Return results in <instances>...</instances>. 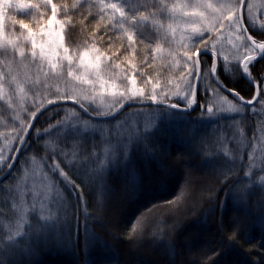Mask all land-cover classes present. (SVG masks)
Segmentation results:
<instances>
[{"label": "snow or ice", "instance_id": "snow-or-ice-1", "mask_svg": "<svg viewBox=\"0 0 264 264\" xmlns=\"http://www.w3.org/2000/svg\"><path fill=\"white\" fill-rule=\"evenodd\" d=\"M94 8L98 10L97 29L103 26V34L99 38L107 37L106 44L109 47L113 42L112 29L120 33L122 43L127 42L125 51L130 50L133 54L138 43L148 48L154 41H159L153 58H145V67H152L154 61L159 59L170 71L178 68L179 72L170 76L163 86L156 81L146 91V87H137L134 63L131 64L132 75L129 77L119 63L96 47L95 42L91 46L76 44L73 40V15L79 13L82 32L84 21L92 16ZM17 15L25 17L29 22L18 20ZM261 15L264 16V13ZM6 18L10 21L7 33ZM92 18L96 19L95 16ZM246 18L252 19L254 26L253 8L246 5L245 0H95L94 3L91 0H75L72 5L58 4L54 0H0V94H3L7 84L11 95L19 94L21 111H27L24 107L28 98L26 89L34 90L33 94L39 95L40 88L47 86L49 90L55 88L56 99H71L89 115H115L113 110L118 112L125 104H141L146 107L154 105L152 112L158 113V119L152 127L145 125L142 129L132 127L126 130L119 122L109 129L90 119L81 120L73 110V115L81 124L70 126L63 140L76 143L71 150L61 148L59 152L42 157L39 172L35 171V159L31 161L32 169L28 168L30 162L25 155L29 150L27 147L23 151L21 148L9 150L23 157L19 167H15L14 157L0 153V171L11 170L12 179L17 181L15 187L9 189L15 193L11 205L14 214L0 231V264H37L39 247L54 234L56 223L65 212L63 205L66 201L63 197L48 195L50 192L58 194L61 184L75 190L78 201L95 186L99 200L106 201L113 192L106 182V175L115 169H129L137 155L147 162L157 161L155 153L163 149L155 146L152 136L161 127L174 125L172 134L181 137L187 122L203 125L204 121L222 119L221 113L224 112L244 113L249 106L255 110L257 105L264 109V77L257 80L250 71V65L258 57L264 60V32L257 34L260 39L254 38V35L249 34V26L244 23ZM17 25L19 32L14 30ZM260 27L264 28V23ZM225 40L231 45L233 57L240 61L242 74L246 76L245 82L250 86L248 91L251 92L254 87L255 94L245 100L239 91L229 88L228 91L233 92L240 103L227 101L226 107L221 105L217 111H213L210 106L212 101L206 99L203 105L197 104V83L203 80L205 88L211 87L213 92L226 85L216 75L214 63L203 75L200 65L203 58L222 53ZM228 58V55H224L226 62ZM205 65L207 67V61ZM33 68L37 73L35 79L30 75V69ZM116 69H119V73ZM121 78V84L117 85L115 80ZM150 80L151 77L144 80L145 86ZM224 99L227 100L226 97ZM54 102L51 98L47 99L48 104ZM33 103L36 111L29 112L28 119H21L19 130L14 133L21 146L30 144L28 130L32 127L31 120L36 118V112L44 106L43 99L40 103ZM197 111L200 117L192 120L193 113ZM200 132L199 127L193 129L194 134L187 141L188 150L180 153L185 162L189 163V168L204 156V138L197 135ZM97 133L102 137L101 143L108 145L104 148V159L100 166L78 163L89 159L87 155L80 157L77 154V150L84 149L86 145H91L92 163L101 161L100 155L94 151L97 147ZM57 156H62L63 160L48 163L49 159L55 160ZM240 158L243 159V156ZM259 162L264 165V150L261 151ZM61 163L68 169L67 172L60 166ZM249 163L255 167L251 159ZM251 167L247 173L249 177L253 175ZM69 172L72 173L71 177ZM17 174H20L19 177ZM183 175L187 177L190 172L186 171ZM29 178L31 183L28 182ZM259 179L264 184V175ZM30 217L35 223L31 222ZM258 220L264 223V215L258 217ZM224 226L222 219L217 225V234ZM228 226L232 228L231 238L220 239L225 254L235 246L238 239H247L245 225L240 220L234 218ZM87 234L88 226L85 223L86 237ZM86 245L94 246L95 238L86 239ZM259 246L264 248V236L260 238Z\"/></svg>", "mask_w": 264, "mask_h": 264}, {"label": "trees", "instance_id": "trees-1", "mask_svg": "<svg viewBox=\"0 0 264 264\" xmlns=\"http://www.w3.org/2000/svg\"><path fill=\"white\" fill-rule=\"evenodd\" d=\"M256 39H260V36L256 35ZM213 63L216 65L211 56L203 58L201 75ZM217 63L216 75L227 89L239 91L245 100L255 94L254 87L251 92L248 91L250 86L245 82L240 66L225 71L218 57ZM250 71L257 80L264 77V60L253 62ZM204 85L203 80L198 84V105H203L206 99L210 101L215 95L204 90ZM217 91L234 103H240L219 87ZM153 107H130L119 113L120 109L114 111V119L105 121L111 128L118 122L122 123L127 130L134 127L129 123L131 121L127 119V114L137 112L140 118L133 115L131 119L139 124H134L135 127L142 129V112H151ZM73 110L81 120L103 121L94 117V114L84 112L78 104L49 109L38 118L29 135L31 142L24 146L29 149L25 153L30 162L28 168L33 159L42 165L41 158L47 154L59 152L61 148L66 151L72 149L76 142L64 141L63 138L70 126L81 124L73 115ZM199 117L200 112L197 111L191 119ZM196 127L201 129L197 135L203 136L205 151L204 156L189 168V163L180 153L188 150V138L194 134L193 129ZM173 128L171 124L161 127L152 136L155 146L163 149L155 153L156 162H147L137 155L129 169H115L105 176L113 189L106 201L99 200L95 186L79 201L75 190L66 184L60 185L58 194L50 192V196L63 197L66 201L63 205L65 212L60 215L54 234L39 247L37 264H264V248L259 246V240L264 236V223L258 220L264 215V184L259 179L264 175V165L259 162L261 151L264 150V109L260 105L255 110L249 106L246 112L230 121L223 117L218 122L204 121L203 125L187 122L181 137L172 134ZM96 135L97 147L94 151L100 155L101 161L92 163L91 145H86L84 149H78L77 154L80 157L87 155L89 159L78 163L100 166L104 159V148L108 145L101 143L99 133ZM14 148L6 145L0 149V153L15 158L17 153L9 151ZM22 159L18 155L15 167L20 166ZM250 159L255 167H251ZM61 160L63 157L57 156L55 160L49 159L48 163H59ZM60 166L68 171L63 163ZM250 167L253 173L251 177L247 175ZM7 171H0V177ZM186 171L190 172L187 177L183 175ZM16 183L12 173L0 182V231L14 214L11 205L15 193L9 189L14 188ZM234 218L245 225L247 239H238L225 254L220 239L231 238L232 228L228 225ZM222 219L225 226L217 234V225ZM30 220L35 223L32 217ZM85 223L88 226L87 237ZM93 238L95 245H86V239Z\"/></svg>", "mask_w": 264, "mask_h": 264}, {"label": "rangeland", "instance_id": "rangeland-1", "mask_svg": "<svg viewBox=\"0 0 264 264\" xmlns=\"http://www.w3.org/2000/svg\"><path fill=\"white\" fill-rule=\"evenodd\" d=\"M56 3H67L69 5H72L75 3V1L71 0H54ZM247 5H251L253 8V14L255 17L254 21V26L253 25V20L252 19H245L246 25L249 26V29L253 33H260L264 32V28H261L260 25L264 23V16L261 15V13H264V0H248ZM97 9H92V16H89L85 21H84V26H83V31L81 32V25L79 23V13H74L73 15V21L75 24V31L73 32V40L76 44L78 45H85L87 44L88 46H91L93 42H95V45L97 48H100L102 51L107 53L108 56H111L113 58V61L116 63H119L122 68H124L125 72L129 77L132 75V69H131V64L134 63L136 65V84L137 87H146V91H149L151 89L152 83L159 81L160 85L163 86L164 82L170 77L174 76L177 72H179V69H173L169 70L167 66L162 63L159 59L155 60L152 67H145L144 65V60L145 58L147 59H152L153 56L155 55L154 49L156 46V43L159 41H154L150 47L146 48L145 44L143 43H138L137 44V49L135 54L131 53V51H125L127 48V42L124 41L123 43L120 40V33L116 29H112L111 35H112V45L109 47L106 44L107 37H104V39H100L99 37L103 34V26L101 28L97 29L96 23L99 17L97 16ZM14 14V13H13ZM95 14V15H93ZM93 16L96 17L95 20H93ZM17 19H25V22H29L25 17L17 15ZM107 24V21L104 22ZM9 25L10 21L6 18L5 19V31L9 30ZM15 31L19 32V26L14 29ZM93 33H95V37L93 36ZM177 38H179V33L177 34ZM147 43V42H146ZM224 44V50L222 53H219L215 56L218 57V59L221 61L223 70L225 71H230L233 69L234 66L240 65V61L235 59L232 55V48L231 45L227 43L225 40L223 42ZM74 50V49H73ZM83 48H81V51ZM165 50H167L166 44H165ZM182 52V50H181ZM243 52V49H241V54ZM224 55H228V61L226 62L224 60ZM117 57H119L117 59ZM218 66V65H217ZM116 72L119 73V69H116ZM36 69H30V75L32 76L33 79L36 78ZM151 77V80L149 81L148 85L145 86L144 80L148 79ZM115 82L117 85H120L122 82L121 79H116ZM124 83H127V81H124ZM130 86V85H129ZM61 90H63V85H60ZM204 90L206 91H212V88H205V85L203 86ZM28 91V98L27 101L24 105V107L27 109V111H21L20 110V100H19V94L17 93L16 95H11V90L9 89L8 85L5 84L3 94H0V149L3 148L6 145H11V148H14L15 146L20 147L19 144L17 143L18 138L14 136L15 131L19 130V126L21 123V119H28V113L32 111H36L35 103H40V100H44V106L49 105L47 103V99L51 98L55 102H61V101H73L71 99H56L54 93H55V88L48 89L47 86L41 87L40 88V94L39 95H34L33 91L34 90H27ZM214 98H211L210 101L212 103L210 106L213 107V111H217L221 105L224 107L227 106V101H231L227 98L225 100V96L221 94L219 91L213 92ZM74 102V101H73ZM233 102V101H232ZM42 107V108H43ZM115 111V109L113 110ZM38 112V111H37ZM36 112V114H37ZM143 114V119L142 123L143 126L147 125L151 127V124L155 123V120L157 121L158 119V113H153L152 111L149 112L148 110H144L142 112ZM240 113H230V112H224L221 113L222 118H227L228 121L233 119V117L237 116ZM95 115V114H94ZM131 122V126L135 127L134 124H137L136 122L132 121L133 115H137V112L135 113H128L127 114ZM138 118H140V114L137 115ZM147 117V118H146ZM221 120V119H219ZM218 120V121H219ZM150 121H152L150 123ZM216 120L214 121H206V122H218ZM32 122V120H31ZM98 124H103L107 128H111V126L108 125V123L103 120V121H97ZM232 124V123H231ZM235 126V125H234ZM109 128V129H110ZM41 167V163L37 161L35 171L39 172ZM30 170L32 169V164H30ZM29 183H31V179L29 178ZM49 195V193H48ZM50 196V195H49Z\"/></svg>", "mask_w": 264, "mask_h": 264}, {"label": "water", "instance_id": "water-1", "mask_svg": "<svg viewBox=\"0 0 264 264\" xmlns=\"http://www.w3.org/2000/svg\"><path fill=\"white\" fill-rule=\"evenodd\" d=\"M247 2V0H245V3ZM212 58L215 60V63H216V68L218 69V63H217V58H216V56H212ZM259 60H261L259 57L257 58V61H259ZM256 62V61H255ZM241 70H242V67H241ZM200 72L202 73V67H201V65H200ZM217 73V72H216ZM244 76V75H243ZM244 78L246 79V76H244ZM198 84H199V82L197 83V89H198ZM224 93H226V94H230V95H232V96H234L233 95V92H229L228 91V89L226 88V87H219ZM196 89V90H197ZM196 99H197V97H196ZM131 103V102H130ZM72 104H76L75 102H73V101H61V102H55V103H53V104H51V105H49V106H47L46 108H44L43 110H41L37 115H36V118L33 120V122H32V127L28 130V136L30 135V133H31V131H32V129L34 128V126H35V124H36V122H37V120H38V118L43 114V113H45L46 111H48L49 109H51V108H54V107H56V106H60V105H72ZM154 106V105H153ZM130 107H146L145 105H141V104H132V106H129V104H125V106H124V108H121V110H120V112L119 113H122V112H124L125 110H127L128 108H130ZM94 116V115H93ZM94 117H96V118H98V119H100V120H111V119H114L115 117H116V115H110V116H94ZM24 146H21L20 145V147L19 148H21V150H22V148H23ZM18 155L19 154H16V156H15V163H16V160H17V158H18ZM6 173H11V170H8ZM8 174V175H9ZM8 175H3V176H1L0 177V182L1 181H3Z\"/></svg>", "mask_w": 264, "mask_h": 264}, {"label": "flooded vegetation", "instance_id": "flooded-vegetation-1", "mask_svg": "<svg viewBox=\"0 0 264 264\" xmlns=\"http://www.w3.org/2000/svg\"><path fill=\"white\" fill-rule=\"evenodd\" d=\"M247 2H248V0H247ZM247 2H246V5H247ZM244 23H245V25H246V21H244ZM247 26V25H246ZM249 34H252V35H254V38H256V35L258 34V33H253L250 29H249ZM212 57V56H211ZM217 58V57H216ZM214 62H215V60H214Z\"/></svg>", "mask_w": 264, "mask_h": 264}]
</instances>
